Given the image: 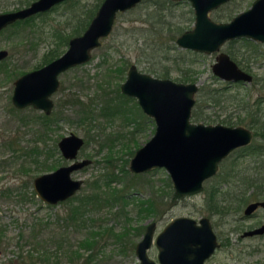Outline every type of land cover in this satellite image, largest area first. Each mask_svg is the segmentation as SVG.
<instances>
[{
  "label": "rangeland",
  "instance_id": "rangeland-1",
  "mask_svg": "<svg viewBox=\"0 0 264 264\" xmlns=\"http://www.w3.org/2000/svg\"><path fill=\"white\" fill-rule=\"evenodd\" d=\"M25 1L0 0V11L23 6ZM101 1L66 0L44 14L35 16L28 24L21 23L0 32V49H8V55L0 62V142L1 136L16 135L23 145L30 146L33 143L34 131L40 128L37 119L41 110L32 106L22 109L13 106L11 102L13 81L18 75L38 65L44 52L57 41L56 33L70 35L79 20L86 18L88 10L96 11ZM251 2L252 0H230L219 8L210 10L209 16L215 21H227L249 7ZM148 4L149 1L144 0L134 8L118 13L112 31L92 50L90 59L62 72L59 76L60 87L51 95L55 102L53 112L59 119L52 124V129L45 137V146L53 147L61 136L73 131L86 140L77 157L92 160L88 165L72 171V177L82 178L83 184L72 196L74 198L71 201L66 199L57 204H48L33 188L35 175L71 161L65 159L60 151L54 150L46 162L49 166L43 168L36 162L30 163L29 159L25 161V157L17 156L10 147L0 143V264H138L139 258L134 248L135 243L142 237V225L145 226L148 221L155 220L158 230L179 215L193 217L207 215L206 188L193 194L174 195L171 179L164 168L151 169L138 177L131 176L133 172L129 169L130 158L134 150L152 136L154 126L147 123L143 130H138L134 123L125 122L118 114L109 116L102 114L100 107L107 95L105 93L114 94V87L124 80L127 65L131 62L140 70L158 77H161L158 71L149 70L147 61L152 62L153 68L157 70L169 65L171 71L166 77L176 81H184L181 78V68H187L189 75L198 81L200 87L203 86L206 90L216 87L219 95L221 94L220 102L215 103L208 100L207 92L198 90L195 94L197 103L195 107L200 112L211 115L216 121H221L223 117L229 115L232 119L230 124L246 125L250 112L256 107L257 92L250 82L226 81L216 76L211 69L215 61V51L197 52L181 48L174 42L175 47L168 53L169 59L154 52L150 58L138 60L141 47L147 46L148 49L153 45L155 37L145 31H141V34L137 31L133 34H124V30L126 27L143 24L140 18L144 17L143 13L149 7ZM166 14L167 20L180 24L183 30L194 24V11L188 0L171 4ZM84 29L81 28L79 32L82 33ZM260 47L258 52H255L250 42L238 38L233 42H225L221 49L225 51L232 49L242 68L253 75H263L264 51ZM65 48L67 46L62 45V49ZM3 62L7 63L6 69ZM117 65L126 67L121 77L112 70ZM67 94H77L85 101L91 102L92 117L80 120L78 105L71 101L65 106V112L58 116L56 102ZM129 103L135 109L132 101ZM21 116L27 120L23 121ZM244 151L235 150L224 159L220 163L219 172L207 181V187L219 183L221 191H225L226 186H231L232 189L239 188L237 185L242 187L240 178L243 169L253 166L251 157L242 156ZM109 156L112 157L110 162L107 161ZM44 158L46 157L43 155L39 157L41 160ZM231 170L237 171L239 180L224 179L225 174ZM112 172L118 177L108 185V174ZM95 180L99 187L93 183ZM112 187L128 194V201L123 203L118 200L100 207L88 205V209L86 208L85 212L77 215L75 219L67 217L72 204L78 203L75 198L77 194L107 191ZM158 195L163 201V204L157 202V205L161 206L160 211L147 212L140 208L141 202L138 199L156 198ZM234 216L235 212L230 210L224 217L230 219ZM83 217H91L92 220ZM215 219L216 217H213V220ZM102 227H110L116 234L124 232L123 238H117L110 232L104 233L99 238L100 251L96 250L97 243H92L90 247L92 249L84 245L82 247L80 242L93 231L103 232ZM231 227L232 222L215 226L220 236L228 235L231 247L219 249L208 264L264 262V238H244L240 243H236L234 234L228 232ZM131 243L133 246L129 250ZM244 243L250 248L246 249ZM254 247L258 249L250 251ZM94 251L96 254L90 256ZM147 252L157 261L158 249L155 245H151Z\"/></svg>",
  "mask_w": 264,
  "mask_h": 264
},
{
  "label": "water",
  "instance_id": "water-1",
  "mask_svg": "<svg viewBox=\"0 0 264 264\" xmlns=\"http://www.w3.org/2000/svg\"><path fill=\"white\" fill-rule=\"evenodd\" d=\"M62 1L32 0L20 8L0 12V29L16 20L48 11ZM141 1L102 0L83 32L71 36L67 48L59 56L16 78L13 104L18 108L32 105L50 113L53 101L49 95L58 87V75L88 61L92 50L112 31L118 12L131 9ZM189 1L194 8L195 21L191 29L176 38L180 47L209 53L218 50L226 40L242 36L264 42V0H254L230 20L219 22L211 19L208 12L228 0ZM7 53L6 49L0 50V58ZM212 71L227 81L251 79V75L225 52L217 55ZM120 88L124 94L135 96L142 110L156 123L151 138L131 158L130 169L142 172L164 167L178 195L202 190L203 181L218 170L220 161L251 139L252 132L241 125L204 124L191 120L194 94L198 90L195 82L154 76L132 63ZM83 142V138L73 131L63 135L57 144L63 157L71 161L33 178V188L44 202L56 204L81 187L82 179L72 177L71 173L90 162L89 158L77 157ZM258 203H251L247 210ZM261 203L264 205V201ZM200 223L196 224L195 219L187 215L176 216L168 222L156 237L159 263L147 254L154 228V223H150L136 244L138 264H203L218 242L209 219L202 217ZM263 230L264 225L251 232Z\"/></svg>",
  "mask_w": 264,
  "mask_h": 264
},
{
  "label": "flooded vegetation",
  "instance_id": "flooded-vegetation-1",
  "mask_svg": "<svg viewBox=\"0 0 264 264\" xmlns=\"http://www.w3.org/2000/svg\"><path fill=\"white\" fill-rule=\"evenodd\" d=\"M32 1V0H31ZM30 1V2H31ZM64 1H66V0H64ZM142 1H144V0H142ZM141 1V2H142ZM172 2H173V4L174 3H178V2H180V1H183V0H171ZM189 1V0H188ZM228 1H230V0H228ZM228 1H226V2H228ZM254 0H252V2H253ZM29 2V3H30ZM63 2V1H62ZM140 2V3H141ZM190 2V1H189ZM226 2H224V3H226ZM252 2H251V4H252ZM28 3V4H29ZM61 3V2H60ZM191 3V2H190ZM224 3H221L220 5H218L216 8H213V9H217V8H219L220 6H222ZM139 4V3H138ZM137 4V5H138ZM250 4V5H251ZM25 5H27V4H25ZM57 5V4H56ZM56 5H54L52 8H54ZM100 5V4H99ZM98 5V6H99ZM136 5V6H137ZM192 5V4H191ZM249 5V6H250ZM24 6V5H23ZM20 7H22V6H18L17 8H20ZM17 8H15V9H17ZM52 8H50V9H52ZM98 8V7H97ZM134 8V7H133ZM192 8H193V6H192ZM248 8V7H247ZM246 8V9H247ZM49 9V10H50ZM11 10H13V9H11ZM48 10V11H49ZM129 10V9H128ZM212 10V9H211ZM245 10V9H244ZM9 11V10H8ZM193 11H194V8H193ZM0 12H4V11H0ZM44 12H47V11H44ZM44 12H39V14H41V13H44ZM123 12V11H122ZM209 12H210V10H209ZM209 12H208V14H209ZM118 13H120V12H118ZM38 14V13H37ZM37 14H34V16H36ZM237 14V13H236ZM33 16V15H32ZM28 18V17H27ZM25 19V18H24ZM116 19V18H115ZM212 19V18H211ZM19 20H22V19H19ZM17 21V20H16ZM194 21H195V13H194ZM215 21V20H214ZM228 21V20H227ZM219 22V21H218ZM14 23V22H13ZM114 23H115V21H114ZM12 24V23H11ZM11 24H9V25H7V26H5V27H2L1 29H0V32H3L4 30H6V28L7 27H9V26H11ZM194 25V24H193ZM193 27V26H192ZM192 27H190V28H188V29H182V31L176 36V38L180 35V34H182L184 31H186V30H189V29H191ZM104 38V37H103ZM176 38H175V43H176V45L177 46H179L178 44H177V42H176ZM238 38H243V40L244 41H248V42H250L251 44H252V46H253V48H254V51L255 52H258V50H259V47H260V45H261V47H260V49L262 50V51H264V42L263 41H261V40H259V39H252V38H250V37H247V36H242V37H238ZM238 38H233V39H229V40H226L225 42H233V41H235V39H238ZM249 39V40H248ZM224 42V43H225ZM254 42H256V43H254ZM223 43V44H224ZM101 44V43H100ZM223 44H221L220 45V47H219V49L218 50H216L215 52H216V54H215V61L214 62H216V57H217V55L220 53V52H225V53H227L228 55H229V57L231 58V59H233L237 64H238V66L239 67H241L242 68V66L239 64L240 63V60H236V57L234 56V52L232 51V49L231 50H227V51H225V50H222L221 49V47H222V45ZM68 46V45H67ZM180 47V46H179ZM181 48H183V47H181ZM2 49H6V48H1L0 50H2ZM66 49V48H65ZM185 49H189V48H185ZM7 51H8V49H6ZM190 50H193V49H190ZM193 51H195V50H193ZM197 52H200V51H197ZM213 52V51H212ZM204 53H207V52H204ZM210 53V52H209ZM244 54H246L245 52H243ZM8 55V53L4 56V57H6ZM4 57H2V58H0V62L2 61V59L4 58ZM52 60V59H51ZM49 62V61H48ZM213 62V63H214ZM263 62V61H262ZM4 63V69H6V65H7V63L6 62H3ZM6 63V64H5ZM47 63V62H46ZM85 63V62H84ZM133 62H131V63H129L128 64V67L130 66V64H132ZM212 63V64H213ZM45 64V63H44ZM44 64H42V65H44ZM135 64V63H134ZM42 65H40V66H42ZM40 66H35L34 68H38V67H40ZM76 66V65H75ZM137 66V65H136ZM74 67V66H73ZM128 67H127V70H128ZM33 68V69H34ZM71 68V67H70ZM69 69V68H68ZM139 69V68H138ZM211 69H212V65H211ZM243 70H245L244 68H242ZM32 70V69H31ZM67 70V69H66ZM65 70V71H66ZM140 70V69H139ZM142 71V70H141ZM245 71H247V70H245ZM64 72V71H63ZM145 72V71H144ZM213 72V71H212ZM248 72V71H247ZM62 73V72H61ZM60 73V74H61ZM188 73H189V71H188ZM250 75H251V79L250 80H242V81H233V82H242V83H247V82H250L251 84H253L254 85V87H255V89H256V92H257V97H256V99H255V109L254 110H252V112H250V114H249V121L247 122V124L245 125V124H236V125H233V124H230L231 122H232V119H230L231 117L228 115H226L225 117L228 119V120H226L225 119V117H223L222 119H221V121H216L215 120V118H212L211 117V115H209V114H204L203 112H200L198 109H197V107H195V106H197V103H196V98H195V94L198 92V90H201V91H204L205 92V88L204 89H202L203 88V86L202 87H200V85H199V83H198V81H196V79H194V80H188V81H183V82H195V83H197L198 84V90H197V92H195V94H194V98H195V102H194V105H193V107H192V111H191V120L193 121V122H195V123H198V122H202V121H200V120H203V121H206V122H202V123H204V124H216V123H221V124H224V125H228V126H237V125H241V126H243V127H245V128H248L251 132H252V135H251V139H250V141L247 143V144H245V145H242V146H240V147H237L236 149H234L233 151H231L227 156H225L221 161H220V163L221 162H223V160L224 159H226L227 157H229L231 154H233V152L235 151V150H238V149H242V151L243 150H245L244 152H242V156H249V157H251V163L253 164V166H248L247 168H244L243 169V171H242V187H240L239 186V188H237L235 191H233L232 192V190L231 189H229L231 186H229V187H225V192H226V196H225V198L226 197H228L227 198V200H225V198L224 199H219V204H221V205H224V204H226L225 202H230L229 201V199H231V198H233V197H235L236 195H237V193H240V194H242V197H243V200H242V206H241V208L239 209V210H233V209H231V208H229L228 210L227 209H224L223 207H221V206H217V207H219V209H216V207H214V206H212L213 207V210H211V209H208L207 210V206H206V212H207V215H201V216H199V217H193V216H190V215H187V216H190V217H192V218H194L195 219V222H196V224H201L200 223V219L202 218V217H207L208 219H209V222H210V225H211V228H212V231L216 234V241L218 242V246H216L215 248H214V250H213V252L208 256V257H206L204 260H203V264H208L209 262H210V260L213 258V256L215 255V253L219 250V249H221L222 247H231V243H230V241H229V237H228V235H224L223 237L222 236H220L218 233H217V231L215 230V226H218V225H220V224H227V223H233V227H231V230L230 231H228V232H230V233H233L234 234V238H235V240H236V243H240L241 242V240H244V238H258V239H261V238H264V230L263 231H257V232H251V231H254V230H256V229H258V228H261L262 227V225H264V205H262V201H264V73H263V75H253L251 72H248ZM23 74V73H22ZM60 74L58 75V79H59V84H58V87H57V89L55 90V91H57L58 89H59V87H60V78H59V76H60ZM21 75V74H20ZM20 75H18L17 77H15V79H14V81H13V83L15 82V80H16V78H18ZM126 75H127V72H126ZM217 76V75H216ZM126 77V76H125ZM162 77V76H161ZM219 77V76H218ZM219 78H221V77H219ZM125 79V78H124ZM174 80V79H173ZM227 81V80H226ZM121 83L122 82H120V83H118L119 84V89H120V91H121V88H120V85H121ZM14 86H15V84H14ZM14 86H13V90H14ZM211 89H217L218 90V88H216V87H213V88H211ZM54 91V92H55ZM54 92H52L49 96L51 97V95L54 93ZM12 93H13V91H12ZM121 93L122 94H124L122 91H121ZM70 94H67L63 99H60V100H58L57 102H56V106L58 107V110H59V115L58 116H61V113H63V111L65 112V110H66V108H65V106L66 105H68L69 103H68V100L70 101V96H69ZM125 96H127V97H129L128 99V105H130V101H132V103L134 104V106L136 107V105L138 106V109H139V112L142 114H139V115H137L138 116V118L137 119H124L123 118V116L122 115H120L121 117H122V119L125 121V122H130V123H134L135 124V127L138 129V130H143L144 128H145V126H146V124L147 123H150L151 125H153L154 127V131H155V127H156V123H155V120L151 117V116H149V115H147L143 110H142V108H141V106L139 105V103H138V100H137V98L135 97V96H133V95H127V94H124ZM208 96V95H207ZM51 99H52V97H51ZM205 100H206V98H205ZM209 100V99H208ZM220 100H221V98H220ZM52 101H53V105H52V108H51V111H50V113H45L42 109H40V108H36V109H39V110H41V113H45L46 115H50V116H52V117H55L54 119H52V124L53 123H55L56 121H58V119H59V117L57 118V114L55 115L54 114V112H53V108H54V106H55V102H54V100L52 99ZM210 101H212V100H210ZM11 102H12V95H11ZM212 102H215V101H212ZM135 103H136V105H135ZM215 103H219V102H215ZM12 104H13V102H12ZM13 106L16 108V109H22V108H25V107H28V106H32V105H28V106H25V107H22V108H18V107H16L14 104H13ZM132 106V105H131ZM13 107V108H14ZM33 107V106H32ZM14 108V109H15ZM35 108V107H34ZM137 108V107H136ZM194 111H198L199 113H202V114H204V115H209V117H210V120H204V119H196V118H194V116H193V113H194ZM138 114V113H137ZM119 115V114H118ZM152 118V120L150 119V118ZM154 133V132H153ZM14 136H16V135H14ZM10 137H12V136H1V142L0 143H4L5 141H6V139H9ZM62 137V136H61ZM60 137V138H61ZM82 137V136H81ZM17 138H18V136H17ZM59 138V139H60ZM83 138V140H84V142H83V144H82V146L85 144V142H86V140H85V138L84 137H82ZM151 138V137H150ZM149 138V139H150ZM20 139V138H19ZM59 139H58V141H59ZM148 139V140H149ZM21 140V139H20ZM147 140V141H148ZM58 141H57V143H58ZM146 141V142H147ZM21 142V141H20ZM145 142V143H146ZM56 143V146H57V150L58 151H60V149H59V147H58V144ZM144 144V143H143ZM142 144V145H143ZM142 145H140L139 147H141ZM251 145H253V147L251 146ZM81 146V147H82ZM81 147H80V149H81ZM139 147H137L135 150H134V152H133V155L135 154V151L139 148ZM252 148L254 149V151H252ZM79 149V150H80ZM79 152V151H78ZM61 153V152H60ZM133 155L131 156V158L133 157ZM65 158V157H64ZM84 158H86V157H84ZM131 158H130V160H131ZM66 159V158H65ZM90 159V158H89ZM107 159H111V161H112V157L111 156H109ZM69 160V159H68ZM91 159H90V162L89 163H91ZM88 163V164H89ZM220 163H219V166H220ZM88 164H86V165H88ZM86 165H84V166H86ZM249 165V164H248ZM60 166V165H59ZM84 166H82V167H84ZM58 167V166H57ZM56 167V168H57ZM81 167V168H82ZM159 168H164V167H153V168H151V169H159ZM55 169V168H54ZM54 169H52V170H54ZM129 169H130V162H129ZM151 169H148V170H146V171H142V172H134V171H132L131 169H130V171H132L133 173L131 174V176H133V177H138V175H140L141 173H143V172H148V171H150ZM165 169V168H164ZM52 170H50V171H52ZM166 170V169H165ZM167 171V170H166ZM219 172V167H218V170L213 174V175H211L210 177H208V178H206L204 181H203V188H202V190H204L205 188H206V190H207V194H208V192H209V188H212V187H215V188H217L219 191H221L222 189H220V187H221V183H219L218 185H214V186H211V187H207V185H206V183H207V181L212 177V176H214L216 173H218ZM232 172H235V170L233 171V170H231V171H229V172H227L226 174L227 175H229V174H235V173H232ZM113 174H114V176H112L111 175V173H109L108 175V177H109V180L107 181V184L109 185L110 184V182L111 181H114L117 177H118V175L117 174H115L114 172H112ZM38 175V174H37ZM169 175V174H168ZM36 176V175H35ZM34 176V177H35ZM170 177V176H169ZM80 179H82V178H80ZM132 180V179H131ZM96 181V180H95ZM97 182V181H96ZM132 182L133 183H135L133 180H132ZM172 182V181H171ZM82 184H83V179H82ZM82 184H81V186H82ZM97 184H98V182H97ZM173 185V184H172ZM99 187V186H98ZM81 188V187H80ZM79 188V189H80ZM174 188V187H173ZM78 189V190H79ZM77 190V191H78ZM112 190H114L115 192H119V194L120 195H123V197L126 199V201H128V198H127V196H128V194H126L124 191H122V190H119V189H117V188H115V187H112L111 189H109V190H105V191H101V193H108V192H110V191H112ZM76 191V192H77ZM201 191V190H200ZM75 192V193H76ZM237 192V193H236ZM74 193V194H75ZM174 193H175V191H174ZM195 193H197V192H195ZM259 193V194H258ZM74 194L72 195V196H74ZM176 194V193H175ZM193 194V193H192ZM176 195H178V194H176ZM72 196H70L69 198H67V199H70ZM207 197V196H206ZM66 200V199H65ZM62 201H64V200H62ZM116 201H118V200H113L111 203L109 202V203H107V204H112V203H114V202H116ZM121 201L123 202V203H125V201L121 198ZM138 201L139 202H141V205H140V208L141 209H143V210H145V211H147V212H158V211H160V208H161V206L159 207L158 205H157V202L159 203V204H163V201L161 200V198H160V195H158V197L156 196V198H143V199H138ZM61 202V201H60ZM205 202H206V199H205ZM253 202H259L258 204H257V206L256 207H254L253 209H250V210H247V208H248V206L251 204V203H253ZM59 203V202H58ZM211 203V202H210ZM57 204V203H56ZM105 205L106 203L105 202H101V204H99L100 206H102V205ZM233 204H235V202H232V203H230V205H233ZM99 206V207H100ZM208 206H209V203H208ZM230 210H233V212H235V216L234 217H232V218H228V217H224ZM179 216H181V215H179ZM213 217H216V219L215 220H213ZM84 218H86V217H84ZM175 218V217H174ZM89 220L91 219L92 220V218L90 217V218H88ZM173 219V218H172ZM172 219H170L168 222H170ZM96 222V221H95ZM168 222H166L165 223V225L163 226V227H161V228H159L158 230H157V221H155V220H150V221H148L147 223H146V225L144 226V225H142V228H141V232H142V230H143V234H142V236L145 234V232H146V230H147V227H148V225L150 224V223H154V228H153V232H152V241H151V244H150V246L151 245H155L156 247H157V245H156V237H157V235L165 228V226L167 225V223ZM242 222V223H241ZM139 229H140V227H138ZM137 228V229H138ZM157 230V231H156ZM142 238V237H141ZM140 238V239H141ZM139 239V240H140ZM138 240V241H139ZM137 241V242H138ZM137 242L135 243V248H134V251H135V254H136V244H137ZM132 244V243H131ZM150 246L147 248V251H148V249L150 248ZM244 246L246 247V249H249L250 248V246L248 245V244H246V243H244ZM248 247V248H247ZM100 249V248H99ZM132 249V248H131ZM157 249H158V247H157ZM245 249V248H244ZM256 249H258L257 247H254V248H251L250 249V251L251 250H256ZM96 250H98V249H96ZM129 250H130V247H129ZM99 251V250H98ZM242 253L244 254L245 252H244V250L242 249ZM147 254H148V252H147ZM149 255V254H148ZM157 256H158V252H157ZM154 260V259H153ZM154 261H156V260H154ZM236 261V260H235ZM238 261V260H237ZM156 262H158L159 263V260H158V257H157V261ZM226 264H228V263H226ZM255 264H264V262H257V263H255Z\"/></svg>",
  "mask_w": 264,
  "mask_h": 264
},
{
  "label": "trees",
  "instance_id": "trees-1",
  "mask_svg": "<svg viewBox=\"0 0 264 264\" xmlns=\"http://www.w3.org/2000/svg\"><path fill=\"white\" fill-rule=\"evenodd\" d=\"M31 0H26L25 4H28ZM149 4H148V8H146V10L144 11V17L140 18V21L144 24L139 25L137 27H126V29L124 30V34H133L136 31L140 32V34L142 33L141 31H145V32H149L151 35H153V37H155V40H153V45L149 46L147 49V46H143L141 47V50L139 52V56L137 57L138 60H145L148 57H151V54H153L154 52H157L155 54H160L161 57H164L165 59H169L170 55H168L169 51L171 49H173L175 47V38L176 36L182 31V26L180 24L177 23H172L171 21L167 20V14H166V10L169 9V7L171 6V4H173V2L171 0H148ZM45 13V12H44ZM41 13V14H44ZM95 11L93 9H89L86 15V18L84 19H80L79 23L77 26H75V28H73V30L71 31L70 35H66V34H55L57 36V41L55 42V44L53 46H51L48 50H46L43 54L42 60L38 63L37 66H40L48 61H50L51 59L59 56L65 49H62V45H68V40L71 36H73L74 34H79L81 28H85L87 26V24L89 23V19H91V17L94 15ZM37 15H40L39 13ZM36 15V16H37ZM35 16H30L28 18L22 19V20H17L14 23L11 24V26H15V25H19L21 23H25L28 24L30 23V21L34 18ZM9 26V27H11ZM79 26V27H78ZM163 37V38H162ZM175 61L176 58H172ZM148 62V68H150L149 70L151 71H158L159 76L162 77H166L169 75L170 71H171V67L165 66L162 67L161 69H155L153 68L154 65L152 62L147 61ZM128 66V65H127ZM126 67L121 66V65H117L114 66L112 68V70L117 72L118 76H122V74L124 73ZM181 78L184 81H188V80H194L195 78L192 77L191 75H189L187 68H181ZM204 89V87L202 88ZM205 92L208 93L207 98L209 100L215 101V102H220V95L217 89H204ZM113 93L114 94H110V93H105L107 94L104 98V102L102 104V106L100 107V112L104 115H114V114H119L122 115L124 119H137L139 114H141L139 112L138 106L136 105L135 109L131 106L128 105V100L130 99L129 97L125 96L124 94L121 93L120 89H119V84H117L114 89H113ZM107 92V91H105ZM70 101L71 103H73L74 105H78V110L77 112L81 113L80 116V120H86L89 117H92V107H91V102L89 101H85L84 99H82V97H80L77 94H70ZM129 98V99H128ZM69 102V100H68ZM137 109V111H136ZM138 113V114H137ZM142 115V114H141ZM194 118L196 119H204V120H210L209 115H204L202 113H199L198 111H194L193 113ZM23 121L27 120L25 117L21 116L20 117ZM37 122L40 125V128H36L34 131V136H33V143L29 146L28 144L23 145L20 141L19 138H17V136H12L9 139H6V141L3 143L5 145H7L8 147H10L12 149V151H14L17 156L20 157H25V161L27 159H29L30 163H38L41 167L43 168H47V166H49L48 164H46V162L49 159V155L52 156L54 150H57V146L56 143H54L53 147H49L47 148L46 143H45V137L48 136V133L50 132V130L52 129V119H54L55 117H52L50 115H46L45 113H40L38 115ZM226 120H228L225 117ZM42 143V144H41ZM253 147V145H251ZM252 151H254V149L252 148ZM41 155H43L44 158L43 160L39 159V157H41ZM24 161V162H25ZM107 161H111V159H107ZM45 162V163H44ZM236 171V170H235ZM232 173H236V174H225L224 179L228 180L229 178H232L233 180H239L237 171L236 172H232ZM112 176H114L113 173H111ZM242 180V178H240ZM93 183L98 186L96 181H93ZM239 187V185H237ZM209 192L207 194L206 197V206H207V210L211 209L213 210V207H216V209H219V207L217 206H221L224 209H233V210H239L242 206V194L237 193V195L231 199H229L230 202H225L226 204L221 205L219 204V199H224L225 198V191H220L215 188H209ZM233 191L236 190V188L232 189L229 188ZM218 194H220L218 196ZM259 194V193H258ZM174 195H176L174 193ZM74 197L70 198V201L73 199ZM78 200V203L76 204H72V207L70 209V213L67 216L69 219H75L76 217H78L77 215L79 214H83L85 212V209H88V205L90 206H100L99 204H101V202H105V203H111L113 200H121V198L125 201L126 199L123 197V195H120L119 192H115L114 190L108 192V193H101V191H94L92 193H87V194H77V196L75 197ZM228 197L225 198V200H227ZM211 202V203H210ZM235 202V204L230 205V203ZM209 203V206H208ZM84 218V217H83ZM90 218V217H88ZM85 218V219H88ZM83 219V220H85ZM103 232L101 231H93V233L89 236H87L85 239H83V241L80 242V244L90 248L92 246V243H97L98 247L97 249L100 251L99 249V238H101L103 236L104 233H111L112 235L115 234L114 236L117 238H120L124 235V232H121L120 234H116L112 231V229L110 227L105 228L102 227ZM101 230V229H100ZM123 238V237H122ZM58 242V241H57ZM133 243L130 246V249L132 248ZM92 249V248H90ZM95 251L94 253H90V256L95 255ZM89 256V257H90Z\"/></svg>",
  "mask_w": 264,
  "mask_h": 264
}]
</instances>
